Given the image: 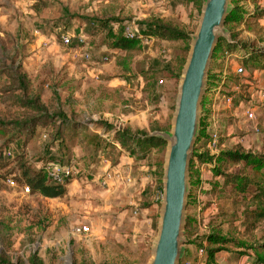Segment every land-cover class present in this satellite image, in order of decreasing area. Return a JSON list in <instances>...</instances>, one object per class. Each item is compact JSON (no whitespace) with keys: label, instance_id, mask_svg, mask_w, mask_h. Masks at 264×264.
Here are the masks:
<instances>
[{"label":"rangeland","instance_id":"rangeland-1","mask_svg":"<svg viewBox=\"0 0 264 264\" xmlns=\"http://www.w3.org/2000/svg\"><path fill=\"white\" fill-rule=\"evenodd\" d=\"M46 3L48 5L43 6L39 0H0V121L13 120L15 115L26 112L19 105V98H23L26 102H38L49 113L61 108L70 118L88 126L92 120H110L133 131L151 133L155 125L170 131L178 94V74L186 64L192 42L190 35L198 27L203 0L202 4H188L183 0H47ZM232 3L236 5L234 0ZM238 5L247 11L246 20L226 25V28L235 36V43L248 45L250 50L229 53L223 44L214 55L210 72L218 67L223 70L231 62L234 67L238 66L241 64L238 58L233 59L248 56L252 50L264 52V0H238ZM64 9L70 14L69 21L65 20L68 29H53V23L62 18ZM110 17L118 19L113 23L115 30L121 23L125 30L139 29L140 34L145 22L162 21L189 34L190 42H167L155 35H146L151 39L139 40L141 51L107 50L101 47L103 31L92 32L86 19ZM64 34L72 36L73 45L69 48L61 43ZM80 38L86 40L84 46L78 44ZM86 52L90 59L86 58ZM107 56L109 60L104 62L102 59ZM260 60V67H245V74L238 80L242 87L234 106L228 108L223 103L218 106L226 150L256 149L255 153H264V101L259 96L264 84L263 57ZM23 74L27 76L28 92L19 86L18 80ZM153 79L157 85L156 95L152 93ZM250 106L256 111L255 122L245 117ZM89 128L91 133L104 136L98 128ZM47 137L41 134L26 145L18 141L5 148L6 165H0V259L27 263L37 254L45 264H147L159 231L163 194L156 188L160 180L156 175L157 165L164 163L167 147L155 149L140 162L121 152L119 144L113 150L96 146V142L88 143L87 150L76 147L65 162L75 160L78 174L68 183L65 196L48 199L39 193H26L22 189L26 185L15 178L20 176L15 168L22 153L36 169L48 172L49 166L58 163V147H48ZM4 143L0 135V147ZM105 161L110 163L111 169L122 168L124 176L133 180L131 186L119 182L123 188L131 187L130 196L115 195L109 199L107 208L109 190L118 181L108 187L101 186L100 179L110 170ZM142 167L146 171H141ZM141 174L143 176L138 177ZM11 178L17 186L8 185ZM202 179L205 187L197 189L202 190V204L197 209L189 206L188 216L198 217L209 204L212 194L209 197L204 194L211 190L207 185L212 179L209 169H204ZM149 187L154 191H147ZM205 197L207 200H203ZM147 202L150 209L154 206L150 231L140 223ZM208 214L209 217L199 220L200 228L191 231L194 234L189 238L191 243L185 244L186 248L190 247L184 257L188 262L197 256L198 248L192 242L210 230L209 223L222 221L215 207H211ZM79 226L88 227L90 232L75 234L74 229ZM225 226L233 230L230 224ZM234 229L238 239L264 241V225L250 236L241 227L234 226ZM242 260V264H253L248 257Z\"/></svg>","mask_w":264,"mask_h":264},{"label":"trees","instance_id":"trees-1","mask_svg":"<svg viewBox=\"0 0 264 264\" xmlns=\"http://www.w3.org/2000/svg\"><path fill=\"white\" fill-rule=\"evenodd\" d=\"M39 1L44 3L43 6L48 5V3H46L47 0ZM183 2L188 4L198 2L202 4V0H183ZM234 3L236 4L234 12L227 18V25L234 24V22H244L247 17V11L238 5V0H234ZM69 16V10L64 9L61 16L62 18L53 23V29H68L69 25L66 21H69ZM86 21L88 25H91V29H93L92 32H95L97 29L103 31L104 36L102 35L101 38L102 48H107V50L112 49L114 52L123 51L126 53H132L133 51H138V49L141 51V42L137 39L129 40L126 38L124 34L125 27H123L121 23L118 30L114 29L113 23L118 22V19L112 17L107 19L91 18L86 19ZM144 24L145 28L142 30L144 35H155L159 39L167 42H190L189 34L176 27L168 26L162 21L145 22ZM232 38L235 40L234 35H232ZM223 44L226 46L225 51L229 53H233L235 50L244 53L245 48H248L246 50H250L248 45L241 46L238 43L230 45L226 40H221L215 55L222 49ZM262 57L264 59V52L252 50V53L248 56L246 54L238 56V60L244 67L248 68L250 65H253V67L256 68L262 66L260 64V58ZM213 78V75L210 73V85L213 84V82H211ZM26 79L27 76L23 74L18 82L20 88L28 92V80ZM238 80L239 79L236 81L238 82ZM152 83V93L156 95L157 85L154 79ZM19 105L26 112L15 115L13 120L0 121V135L5 139L4 146L0 147V165L2 166H4L3 164L6 165V163H4V153L7 146L18 141H22V143L26 145L41 134H46L48 136V147H58L57 149L60 152L58 163L62 165L68 164L65 161L71 157V153L76 147H83L84 150H87L88 143L91 144L93 142H96V146L103 145L106 149L110 150L116 149V144H119V146H121V152L127 153L136 161H144L155 149L164 150L167 147L163 140L151 136V133L154 131L167 130L159 125H155L150 133L144 130L133 131L132 129L119 127L114 124L112 125L107 120H92L89 126L103 131L104 136H102V134L98 132L91 133L88 125L70 118L61 108H58L55 113H49L48 109L39 106L38 102H26L23 98H19ZM202 123L201 134L196 142V151L191 162V185L193 190L188 206L192 208L197 207L198 190L203 187L201 166H206L213 174V177H219L222 183H213L212 189L204 194L217 195L218 193H229L233 195L232 203L235 211L231 216L225 211L220 212L218 219H222V221L218 224L214 222L209 223L207 227L210 228V230L192 243L198 250H205L204 264H218L217 255L220 251L227 250V246L231 244L238 247H246L254 251L256 255L254 263H264V243L256 246L249 245L245 241L238 240L232 232L226 231L225 229V224H233L239 221H241L243 226H246L248 231H256L260 223L264 225V153H254L252 151L245 152L238 148L222 151L217 154V156H211L207 151L201 152V149L207 146L206 140L209 138L205 117H202ZM203 139L205 140L203 141ZM221 141L223 142V140ZM195 162L199 165L198 167ZM157 167L158 170L156 171V175L160 177V180L159 186L156 185V188L159 189V192H163V162H159ZM15 170L20 173V176L16 175L15 177L17 181L29 187L31 192L39 193L48 199L65 196L67 192L66 187L71 180L68 179L64 184L54 183L50 180L48 172L45 169L31 167L23 153L18 156ZM211 182L212 181H210V183ZM147 191L153 192L154 188L149 187ZM144 207L148 209L150 208V204H145ZM201 225L202 224L200 221H197L196 217L188 216L186 224L188 244L191 243L189 238L194 235L191 231L200 228ZM185 261H187V258H184L181 264ZM195 261L197 262L198 258H196ZM0 264L15 263L1 258ZM17 264L45 263L37 254H34L27 263Z\"/></svg>","mask_w":264,"mask_h":264},{"label":"water","instance_id":"water-1","mask_svg":"<svg viewBox=\"0 0 264 264\" xmlns=\"http://www.w3.org/2000/svg\"><path fill=\"white\" fill-rule=\"evenodd\" d=\"M234 8L232 0H203L199 24L190 35V51L179 78L172 128L151 134L166 143L167 152L163 163L159 231L147 264H181L185 257L192 194L191 162L202 130L203 101L209 91L213 58L221 40L235 44L226 28Z\"/></svg>","mask_w":264,"mask_h":264},{"label":"built area","instance_id":"built-area-1","mask_svg":"<svg viewBox=\"0 0 264 264\" xmlns=\"http://www.w3.org/2000/svg\"><path fill=\"white\" fill-rule=\"evenodd\" d=\"M139 29H132L127 28L125 30V36L129 40L137 39L143 41H149L148 36L144 35L143 33L140 34ZM151 39V38H150ZM61 43L66 46L70 47L73 45V40L71 35H62L61 36ZM78 44L84 46L86 44V40L84 38L78 39ZM87 59H90L89 52L85 54ZM238 56L236 59L237 60ZM104 62L108 61V57H104L102 59ZM213 75V82L212 85H209V91L206 94V97L203 101L204 110H202V115L205 117V123H207V131L209 138L206 140L207 146L201 149V152L207 151L211 156H217L222 151H225V144L221 141L222 134H221V123L219 122V115H218V106L219 104L223 103L228 108H231L235 104V99L237 93H239L241 89V83L237 82V79H241L242 76L245 74V67L242 64L238 66H233V62L231 64L226 65L223 70H220L219 67L210 72ZM259 96L262 101H264V84L260 88ZM245 117L247 121L255 122L257 120L256 111L254 110L253 106L248 107ZM110 121V120H108ZM111 122V121H110ZM117 123V124H116ZM112 125H118L119 127H123V125L119 124L118 122H112ZM205 139H203L204 141ZM11 153V152H10ZM106 165H108V161H105ZM206 166H203V168ZM78 174V168L75 166V160H72L71 163L62 165V164H52L48 167V175L51 181L56 184H64L68 179H72L75 175ZM114 181H123L125 184L131 186L133 184V180L130 176H124V174L117 170L116 168L108 170L104 176L100 179V184L103 187H108ZM9 186H17V182L12 178L7 181ZM26 191V193H31V189L29 187L24 186L22 187ZM200 193L198 195L197 202L198 204L201 203L200 201ZM202 215L200 214L197 217V220L202 219ZM75 234H88L90 229L86 226H79L74 229ZM198 264H204L205 262V250L200 249L198 252ZM183 264H191V262L185 261Z\"/></svg>","mask_w":264,"mask_h":264},{"label":"crops","instance_id":"crops-1","mask_svg":"<svg viewBox=\"0 0 264 264\" xmlns=\"http://www.w3.org/2000/svg\"><path fill=\"white\" fill-rule=\"evenodd\" d=\"M109 123H112V122H110V121H108ZM152 134V133H151ZM247 152H249V151H247ZM252 152H256V149H254ZM126 159H129V158H126ZM131 160V159H130ZM137 162H140V161H137ZM109 163V162H108ZM107 168H112V167H110V163L108 164V165H105ZM114 168H116L117 170H119V171H121V169L122 168H117V167H114ZM207 169V167H204L203 168V166H201V171H202V173H203V171H204V169ZM141 171H146L145 170V167H142L141 168ZM143 176V174H141L140 176H138V177H142ZM203 180V179H202ZM210 181H212L211 183H210ZM210 181H208L207 182V185L209 186V188H211L212 189V184L213 183H217V182H220V183H222V180L219 178V177H217V178H214L213 177V174H212V179L210 180ZM142 184H145V179H142ZM202 185H203V187H205V185H204V181H202ZM146 186V185H145ZM203 187L202 188H200V189H203ZM131 187H129V188H123L122 186H121V183L119 184V182L118 183H116L110 190H109V195H108V198H107V200H106V208L110 205V201H109V199H111V198H113V197H115V195H118L119 197L120 196H130V192H131V190H129ZM210 190V189H209ZM202 191V190H201ZM119 192V193H118ZM198 195H199V192H198ZM209 195H211V194H206V196L207 197H209ZM211 198L210 199H208L209 200V204H205L204 203V205H206L205 206V208L206 209H204V212L201 214L202 215V217L203 218H206V217H209L210 215H211V213H210V215L208 214V212H209V209H211V207H215V210L217 211V213L219 212H222V211H225V212H227V214H229V216H231L233 213H234V211H235V208H234V205H233V203H232V201H233V195H231V194H229V193H218L217 195H214V194H212V196H210ZM198 199V198H197ZM203 200H207V198L205 197ZM154 201H153V199H152V201H151V203H153ZM211 203H212V206H211ZM202 203H200V204H198V202H197V204H196V208L195 209H197L198 207H200V205H201ZM153 209H154V206H153ZM153 209H150V208H148V209H145V214H144V216H143V218L140 220V223H141V226H144L145 228H147V230L148 231H150V230H152L151 228H150V223H152V220H153V216H152V213H154V210ZM243 210H244V207H243ZM194 217H196L197 218V216H194ZM197 221H199V219L197 220ZM263 224L262 223H260V226L256 229V231H248L247 230V228H246V226H243L242 224H241V221H239V222H235V223H233V224H230V226H233L232 228H233V230H230V229H226V231H229V232H232L234 235H235V237H236V232H235V229H234V226H237V228H239V227H241V229H242V231H243V229L245 230V231H247V235L248 236H250L251 235V233H258L259 232V230H260V227L262 226ZM226 227V226H225ZM240 230V229H239ZM241 232V230L239 231V233ZM239 233H238V235H239ZM238 239V238H237ZM238 240H242V241H245V242H247L249 245H260V244H263L264 243V241L263 242H260V243H256V242H250L249 240H244V239H242V238H239ZM188 243V242H187ZM228 247V249L227 250H222V251H220L219 252V254L217 255V263L218 264H242V262H243V258L244 257H248L251 261H252V263L253 264H255L254 263V260H255V258H256V255H255V253H254V251H251V250H249V249H247L246 247H238V246H235V245H233V244H231V245H228L227 246ZM259 247V246H258ZM188 249H190V247L188 246L187 247V250ZM187 252V251H186ZM198 252H199V250H197L196 249V254H197V256L195 257V259L193 260V261H191V262H194L195 260H196V258H198ZM259 264H264L263 262H261V263H259Z\"/></svg>","mask_w":264,"mask_h":264}]
</instances>
